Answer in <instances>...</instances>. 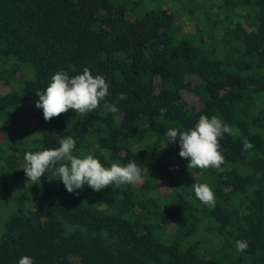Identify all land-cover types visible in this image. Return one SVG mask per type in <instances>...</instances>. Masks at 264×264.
<instances>
[{
    "label": "trees",
    "instance_id": "16d2710c",
    "mask_svg": "<svg viewBox=\"0 0 264 264\" xmlns=\"http://www.w3.org/2000/svg\"><path fill=\"white\" fill-rule=\"evenodd\" d=\"M24 65L34 79L15 83ZM85 67L106 79L109 103L126 95L119 111L101 102L46 122L35 92L57 71ZM2 84L15 89L0 96V194L9 211L0 264L22 256L34 264H264V0H0ZM24 112L37 116L35 136L22 127ZM201 115L240 131L220 140V169H189L178 140L167 144L169 128L187 130ZM68 136L78 157L93 154L105 167L135 161L141 182L73 193L47 173L29 182L25 153ZM244 138L252 149L243 150ZM194 183L211 187L214 208L195 197Z\"/></svg>",
    "mask_w": 264,
    "mask_h": 264
},
{
    "label": "clouds",
    "instance_id": "9594fccd",
    "mask_svg": "<svg viewBox=\"0 0 264 264\" xmlns=\"http://www.w3.org/2000/svg\"><path fill=\"white\" fill-rule=\"evenodd\" d=\"M70 71L75 72V66H71ZM35 95L39 98L35 106L43 110L46 122L69 110H75L80 115L92 112L100 107L101 102L109 112L116 113L119 111L117 103L127 99L124 93H119L115 101L109 103L106 100L110 95L106 79L101 75L94 76L87 67L71 76L69 71H57L47 87L43 91L37 90ZM166 111L162 108L161 116ZM225 134L236 137L240 131L216 115H201L195 125L187 130L169 128L166 137L167 144L178 140L179 156L188 160L189 169L207 170L220 169L225 164V157L220 150V140ZM58 144L55 148L25 153L22 169L29 182L36 184L47 173L50 181L59 180L69 193H73L85 185L98 192L109 186L132 185L142 180V169L135 161L126 165L111 163L110 167H105L93 154L82 157L74 155L76 141L71 136L60 138ZM242 147L247 151L254 145L244 138ZM191 188L202 204L209 208L215 207V194L208 184L194 183ZM235 247L238 252H244L248 245L237 240ZM18 264H34V261L30 256H22Z\"/></svg>",
    "mask_w": 264,
    "mask_h": 264
},
{
    "label": "rangeland",
    "instance_id": "374dc122",
    "mask_svg": "<svg viewBox=\"0 0 264 264\" xmlns=\"http://www.w3.org/2000/svg\"><path fill=\"white\" fill-rule=\"evenodd\" d=\"M27 68V69H30V73L28 72V70H26V72H24V69ZM34 79V73H33V70L28 66V65H24L23 67H21L19 69V72H18V75L16 76V79H15V83L18 81H30V80H33ZM5 81H7V78L5 79ZM5 83V82H4ZM13 85H15L13 83ZM13 85H9V86H5L4 84H2V87H0V96H4L5 94H8L10 91H13L14 86ZM18 90L21 89V84L18 83ZM23 117H27L25 120V124H23V119H22V127L24 129H26V134H28L30 137L32 136H35V133H34V128L37 126L38 124V120H37V116L35 117L34 114H29V113H26L24 112L23 113ZM2 123H0L1 125ZM5 124V123H4ZM15 134V133H14ZM6 135V134H5ZM19 137L17 134H15V136H13V134H11V137L9 138L10 142L11 143H15L16 141H18ZM27 142V141H25ZM10 144V143H9ZM14 145H17V144H14ZM5 147V146H3ZM12 147L11 145H7L6 148H10ZM23 147V146H21ZM30 147V146H29ZM3 196H1L0 194V233H1V230H2V226H3V223L5 222V220L7 219L8 217V209L4 208V204L2 203L1 204V200H5V198H2Z\"/></svg>",
    "mask_w": 264,
    "mask_h": 264
}]
</instances>
